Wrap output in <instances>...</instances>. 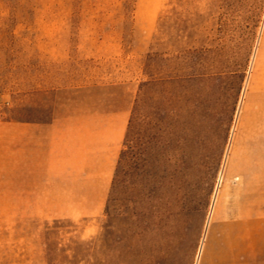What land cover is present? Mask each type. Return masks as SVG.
Masks as SVG:
<instances>
[{
  "label": "rangeland",
  "instance_id": "374dc122",
  "mask_svg": "<svg viewBox=\"0 0 264 264\" xmlns=\"http://www.w3.org/2000/svg\"><path fill=\"white\" fill-rule=\"evenodd\" d=\"M133 3L0 0V119L128 113L95 216L14 203L0 174V264H200L214 208L237 205L225 160L264 0H165L148 44L134 42Z\"/></svg>",
  "mask_w": 264,
  "mask_h": 264
},
{
  "label": "crops",
  "instance_id": "0c3cea01",
  "mask_svg": "<svg viewBox=\"0 0 264 264\" xmlns=\"http://www.w3.org/2000/svg\"><path fill=\"white\" fill-rule=\"evenodd\" d=\"M164 1L134 0V42H150ZM260 43L225 160L226 177L238 182L237 205L214 208L200 264H264V30ZM127 115L92 107L43 119H0V174L11 175L13 202L92 205L76 217L99 214ZM227 211L233 214L225 217ZM59 216L69 212L42 218Z\"/></svg>",
  "mask_w": 264,
  "mask_h": 264
},
{
  "label": "trees",
  "instance_id": "16d2710c",
  "mask_svg": "<svg viewBox=\"0 0 264 264\" xmlns=\"http://www.w3.org/2000/svg\"><path fill=\"white\" fill-rule=\"evenodd\" d=\"M44 229H45V230H48V227H47V225H45V226H44ZM46 248H47V247H46Z\"/></svg>",
  "mask_w": 264,
  "mask_h": 264
},
{
  "label": "bare ground",
  "instance_id": "6f19581e",
  "mask_svg": "<svg viewBox=\"0 0 264 264\" xmlns=\"http://www.w3.org/2000/svg\"><path fill=\"white\" fill-rule=\"evenodd\" d=\"M220 182V181H219ZM197 260V259H196ZM197 262V261H196Z\"/></svg>",
  "mask_w": 264,
  "mask_h": 264
}]
</instances>
